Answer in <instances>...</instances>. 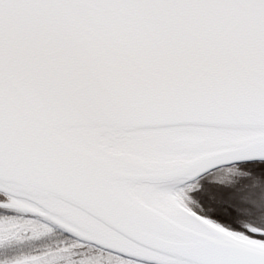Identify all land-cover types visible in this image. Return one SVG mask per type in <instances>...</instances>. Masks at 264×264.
<instances>
[{"label": "snow or ice", "instance_id": "1", "mask_svg": "<svg viewBox=\"0 0 264 264\" xmlns=\"http://www.w3.org/2000/svg\"><path fill=\"white\" fill-rule=\"evenodd\" d=\"M0 264H264V0H0Z\"/></svg>", "mask_w": 264, "mask_h": 264}]
</instances>
